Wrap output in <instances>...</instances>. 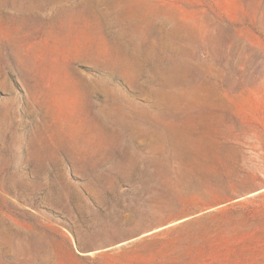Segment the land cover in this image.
<instances>
[{
	"label": "rangeland",
	"instance_id": "rangeland-1",
	"mask_svg": "<svg viewBox=\"0 0 264 264\" xmlns=\"http://www.w3.org/2000/svg\"><path fill=\"white\" fill-rule=\"evenodd\" d=\"M0 264H264V0H0Z\"/></svg>",
	"mask_w": 264,
	"mask_h": 264
}]
</instances>
